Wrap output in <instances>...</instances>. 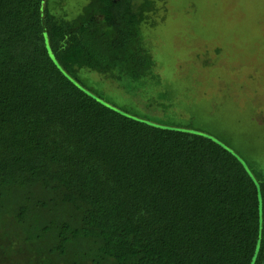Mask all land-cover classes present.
Wrapping results in <instances>:
<instances>
[{"label":"trees","instance_id":"obj_1","mask_svg":"<svg viewBox=\"0 0 264 264\" xmlns=\"http://www.w3.org/2000/svg\"><path fill=\"white\" fill-rule=\"evenodd\" d=\"M75 1L0 0V264H264L257 149L181 127L155 96L141 26L165 0Z\"/></svg>","mask_w":264,"mask_h":264},{"label":"rangeland","instance_id":"obj_2","mask_svg":"<svg viewBox=\"0 0 264 264\" xmlns=\"http://www.w3.org/2000/svg\"><path fill=\"white\" fill-rule=\"evenodd\" d=\"M50 7L60 16L74 9L70 0ZM156 7L141 26L163 80L155 96L181 127L229 135L244 152L257 149L251 155L264 173V0H165ZM90 77L105 98L146 110L130 87L95 71ZM156 101L147 110L166 114Z\"/></svg>","mask_w":264,"mask_h":264}]
</instances>
